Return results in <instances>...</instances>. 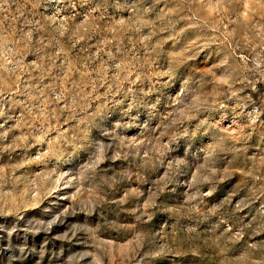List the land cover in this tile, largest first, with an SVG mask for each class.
<instances>
[{"label":"rangeland","instance_id":"rangeland-1","mask_svg":"<svg viewBox=\"0 0 264 264\" xmlns=\"http://www.w3.org/2000/svg\"><path fill=\"white\" fill-rule=\"evenodd\" d=\"M0 264H264V0H0Z\"/></svg>","mask_w":264,"mask_h":264}]
</instances>
